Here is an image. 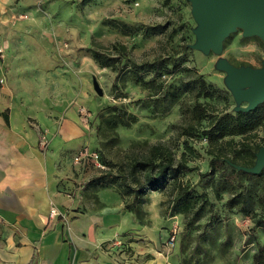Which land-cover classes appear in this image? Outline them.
Wrapping results in <instances>:
<instances>
[{"label":"rangeland","instance_id":"374dc122","mask_svg":"<svg viewBox=\"0 0 264 264\" xmlns=\"http://www.w3.org/2000/svg\"><path fill=\"white\" fill-rule=\"evenodd\" d=\"M199 31L189 0H0V42L9 43L6 68L0 58L9 85L3 91L0 85V113L18 105L48 110L46 116L62 121L74 110L82 142L106 165L99 170L87 160L81 170L72 169L68 186L70 197L83 201L70 211L115 221V234L96 254L129 257V243H152L148 232L164 235L160 249L173 264H264V181L243 175L211 180L217 148L205 134L223 114L248 105L235 100L221 65L262 69L264 39L237 27L220 51L207 52L195 47ZM94 54L108 64L101 66ZM196 104L207 110L204 120L194 116ZM251 133L225 141L264 146V132ZM159 144L175 167L182 162L191 170L168 173L153 185L158 167H140L135 175L131 167ZM74 154L66 155L73 161ZM184 191L193 197L186 199ZM242 193L248 197L243 205Z\"/></svg>","mask_w":264,"mask_h":264},{"label":"crops","instance_id":"0c3cea01","mask_svg":"<svg viewBox=\"0 0 264 264\" xmlns=\"http://www.w3.org/2000/svg\"><path fill=\"white\" fill-rule=\"evenodd\" d=\"M0 47L6 68L9 43L1 41ZM3 75L0 71L2 91L9 89ZM48 112L14 105L7 110L8 122L0 114V264H173L172 257L162 255L163 234L143 233L152 243H129V257L95 253L115 234V221L70 211L83 207L79 196L72 199L68 194L72 169L82 167L66 155L80 150L81 119L74 110L62 121L46 116ZM42 133L45 149L40 145ZM52 209L57 217L50 215Z\"/></svg>","mask_w":264,"mask_h":264},{"label":"water","instance_id":"95a60500","mask_svg":"<svg viewBox=\"0 0 264 264\" xmlns=\"http://www.w3.org/2000/svg\"><path fill=\"white\" fill-rule=\"evenodd\" d=\"M193 13L200 25L196 48L218 52L223 41L236 30L243 28L248 36L264 39V0H189ZM221 69L229 75L230 87L238 103L247 102L238 111L249 112L264 103V67L262 69L236 68L223 63ZM94 88L99 95L102 90L97 81ZM259 174L264 169V147L256 154L252 168H241Z\"/></svg>","mask_w":264,"mask_h":264},{"label":"trees","instance_id":"16d2710c","mask_svg":"<svg viewBox=\"0 0 264 264\" xmlns=\"http://www.w3.org/2000/svg\"><path fill=\"white\" fill-rule=\"evenodd\" d=\"M93 57L94 60L103 67L108 64L106 62H101L96 54H94ZM206 90L208 89L206 88ZM205 94H207V92H205ZM0 114L4 117L5 121L8 122L7 112ZM193 114L199 121L204 120L208 115L207 110L201 104H196L194 106ZM256 128H260L264 132V103L249 112L237 111L234 114L226 112L218 119L217 123L211 129H208L205 134L208 136L209 140L213 141V144L217 148L216 152L212 154L211 160L209 161V171L207 176L211 180L218 177L219 179L230 182L233 180V177L238 178L243 175V177L250 181L254 179L264 181V169L259 174H253L242 169H238V167L252 168L255 165L254 161L256 154L264 146L259 144L255 145L252 142L250 143V141H243L238 144L233 141H225V136L233 134H241L245 138H248L252 134L251 132ZM222 145H229L231 157L224 154L226 148ZM150 152L151 157L147 158L143 162L138 158L131 167L133 175L136 174V171L140 167L150 170H152L153 167H158L159 169L157 174L149 179L150 184H163L168 173L171 175L178 174L179 171L186 172L191 170L182 162L178 163L175 167V159L172 157L170 152L165 149L163 144L153 146ZM100 161L106 167L101 157ZM88 164L89 163H87V165ZM138 191L140 192L141 190ZM183 193L186 199H191L193 197L191 194H185V191ZM237 198L240 201V204L243 205L247 201L248 197L246 196V193H242L239 194ZM261 204L263 205L264 210V193L261 196ZM127 208L130 209L128 206ZM240 209L242 210V208Z\"/></svg>","mask_w":264,"mask_h":264},{"label":"built area","instance_id":"2783aa9c","mask_svg":"<svg viewBox=\"0 0 264 264\" xmlns=\"http://www.w3.org/2000/svg\"><path fill=\"white\" fill-rule=\"evenodd\" d=\"M3 53H4V48L0 47V58L3 57ZM4 83V80H0V84L2 85ZM83 115H85V111L82 110L81 112ZM80 146V150L74 154L73 156V163L76 166H84L86 165V161L89 160L90 163H92V165L95 166V168L99 169V170H105L106 167L102 164V162L100 161V156L97 152H91L87 149V147L80 142L79 143ZM57 210L56 209H52L51 210V216H57ZM177 229L175 228L173 230V232L171 231V237L169 238V245L170 247H174V242L177 236Z\"/></svg>","mask_w":264,"mask_h":264}]
</instances>
